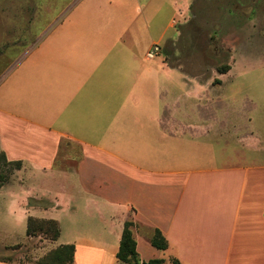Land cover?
<instances>
[{
	"label": "crops",
	"instance_id": "0c3cea01",
	"mask_svg": "<svg viewBox=\"0 0 264 264\" xmlns=\"http://www.w3.org/2000/svg\"><path fill=\"white\" fill-rule=\"evenodd\" d=\"M102 4L97 13L116 22L53 30L0 95V154L21 162L0 187L2 215L13 224L0 234L13 238L24 226L27 239L28 217L54 220L60 234L49 251L73 245L74 264H127L116 254L130 221L139 264H264V130L239 135L227 123L230 115L251 124L250 109L219 117L217 105L172 97L177 90L186 99L190 88L195 99L198 85H215L146 58L175 27L164 0ZM126 15L132 22L118 23ZM203 137L222 144L216 162L199 150ZM188 142L197 152L191 164ZM155 230L165 250L150 244Z\"/></svg>",
	"mask_w": 264,
	"mask_h": 264
},
{
	"label": "rangeland",
	"instance_id": "374dc122",
	"mask_svg": "<svg viewBox=\"0 0 264 264\" xmlns=\"http://www.w3.org/2000/svg\"><path fill=\"white\" fill-rule=\"evenodd\" d=\"M102 1L0 0V95L7 88L4 86L19 73L23 59L39 41L52 37L50 33L53 30L62 29V25L73 21L106 22L110 21V17L111 22H116L113 16H105L102 12L100 16L97 13V8L103 6ZM191 1L164 0V13H168L167 18L174 22L175 27L168 29L158 42L161 54L151 63L157 67L161 64L165 70L187 72L203 84L212 82L215 85L212 90L204 85L197 86L200 87L198 98L191 97L196 91L190 88L186 99L182 97L184 92L177 90L172 97H181V100L190 103L208 104L212 108L217 105L219 117L230 114L228 109L234 106H239V110L250 109L251 124L230 115L227 123H237L241 129L239 135L252 131L255 137H259L257 125L264 130V0ZM162 17L156 19L161 20ZM131 22L130 15L118 21L127 25ZM123 33L124 38H129L128 29ZM169 38L172 39L168 41ZM145 45L150 44L146 41ZM225 66H228V71L220 74L218 68ZM16 92L18 89L13 93ZM230 130V135L237 134L235 128ZM221 133L226 134L224 131ZM211 142L213 138L203 137V148L199 150L203 156H213L209 161L216 162L214 157L223 155L222 144ZM194 146V142L186 144L184 157L188 164L194 162L193 157L197 154ZM248 151L251 154L256 152L252 149ZM16 171L0 159V183L9 182ZM32 184L25 182L24 185L29 187ZM2 205L0 193V229L3 230L13 224L3 217ZM14 229L16 236L6 238L0 234V243L12 241L20 244L0 246V261L6 264H32L39 262L49 252L53 242L45 235L28 236L26 239L24 226Z\"/></svg>",
	"mask_w": 264,
	"mask_h": 264
},
{
	"label": "trees",
	"instance_id": "16d2710c",
	"mask_svg": "<svg viewBox=\"0 0 264 264\" xmlns=\"http://www.w3.org/2000/svg\"><path fill=\"white\" fill-rule=\"evenodd\" d=\"M228 66L218 68L220 74L228 71ZM0 159L6 164L7 167L19 170L21 162H8L4 155L0 154ZM1 177V176H0ZM4 183H0V187ZM132 222L126 221L121 234L119 249L116 257L119 261L127 264H139L136 253V242L132 236ZM60 234L59 225L54 220H41L33 217H28L26 235L37 236L45 235L51 241H55ZM150 244L159 250H165L168 246L167 241L162 234L155 230L150 238ZM74 246L61 245L54 250L49 251L39 262L36 264H74ZM142 264H165L163 259H151ZM170 264H181L176 259H171Z\"/></svg>",
	"mask_w": 264,
	"mask_h": 264
},
{
	"label": "built area",
	"instance_id": "2783aa9c",
	"mask_svg": "<svg viewBox=\"0 0 264 264\" xmlns=\"http://www.w3.org/2000/svg\"><path fill=\"white\" fill-rule=\"evenodd\" d=\"M161 54V48L158 44H153L152 47L146 52V58L152 60Z\"/></svg>",
	"mask_w": 264,
	"mask_h": 264
}]
</instances>
